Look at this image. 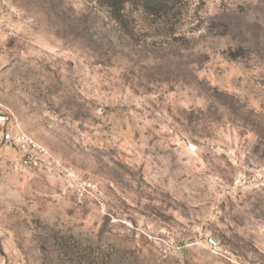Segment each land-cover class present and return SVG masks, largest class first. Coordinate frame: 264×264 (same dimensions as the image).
Here are the masks:
<instances>
[{"label": "rangeland", "instance_id": "374dc122", "mask_svg": "<svg viewBox=\"0 0 264 264\" xmlns=\"http://www.w3.org/2000/svg\"><path fill=\"white\" fill-rule=\"evenodd\" d=\"M163 3L0 0V264H264V0Z\"/></svg>", "mask_w": 264, "mask_h": 264}, {"label": "trees", "instance_id": "16d2710c", "mask_svg": "<svg viewBox=\"0 0 264 264\" xmlns=\"http://www.w3.org/2000/svg\"><path fill=\"white\" fill-rule=\"evenodd\" d=\"M101 5L105 6L111 17L117 21L123 18L125 8L128 4H135L141 9L151 7L153 4L163 3L166 4L170 0H98ZM163 1V2H162Z\"/></svg>", "mask_w": 264, "mask_h": 264}, {"label": "built area", "instance_id": "2783aa9c", "mask_svg": "<svg viewBox=\"0 0 264 264\" xmlns=\"http://www.w3.org/2000/svg\"><path fill=\"white\" fill-rule=\"evenodd\" d=\"M0 119H2V120L6 119L7 120L8 119V115L7 114L2 115V116H0ZM16 135H17L16 137H12L11 136V131L7 130V129L2 131V137H3L4 140H6V141H15V142L19 143L20 144V148L22 149V151H25L26 150L25 146H27V148H28V146L31 145V140H29L28 138H25L24 136L21 137L18 134H16Z\"/></svg>", "mask_w": 264, "mask_h": 264}]
</instances>
